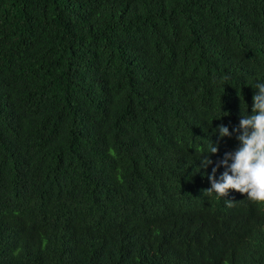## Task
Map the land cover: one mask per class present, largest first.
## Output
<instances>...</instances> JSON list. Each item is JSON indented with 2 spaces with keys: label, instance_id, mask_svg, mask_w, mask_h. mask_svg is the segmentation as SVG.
Masks as SVG:
<instances>
[{
  "label": "trees",
  "instance_id": "obj_1",
  "mask_svg": "<svg viewBox=\"0 0 264 264\" xmlns=\"http://www.w3.org/2000/svg\"><path fill=\"white\" fill-rule=\"evenodd\" d=\"M258 83L264 0H0V264H264L204 195Z\"/></svg>",
  "mask_w": 264,
  "mask_h": 264
},
{
  "label": "clouds",
  "instance_id": "obj_2",
  "mask_svg": "<svg viewBox=\"0 0 264 264\" xmlns=\"http://www.w3.org/2000/svg\"><path fill=\"white\" fill-rule=\"evenodd\" d=\"M256 90L258 94L253 97L252 114L243 113L237 129L238 132L242 131L237 137L241 146L234 152L226 153L217 165V168L223 166L226 169L219 181L215 175L217 168H213V174L208 177L211 188L204 190V195H215L221 199L226 211L232 215L235 214L239 200L264 204V83H258ZM218 132L221 139L231 136L229 129L223 125ZM218 150L211 143L207 153L201 155L204 168L213 163L211 159L205 158L206 155H215Z\"/></svg>",
  "mask_w": 264,
  "mask_h": 264
}]
</instances>
